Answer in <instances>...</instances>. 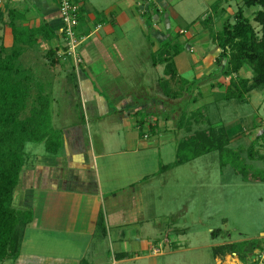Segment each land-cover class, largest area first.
I'll list each match as a JSON object with an SVG mask.
<instances>
[{
	"label": "crops",
	"instance_id": "crops-1",
	"mask_svg": "<svg viewBox=\"0 0 264 264\" xmlns=\"http://www.w3.org/2000/svg\"><path fill=\"white\" fill-rule=\"evenodd\" d=\"M72 1L79 6L77 69L71 58L58 59L63 47L58 0H0V47L5 55L19 50L14 77L29 88V105L39 95L49 100L52 81L63 77L68 100L63 113L74 116L58 129L55 154L26 144L11 205L29 218L21 229L19 255L0 264H131L157 257L160 252L153 250L159 241L156 231L146 228L143 189L156 174L167 176L178 167L173 166V148L185 137L173 133L180 111L165 121L158 115L183 101L197 103L195 93L168 98L179 79H203L197 95L201 92L208 102L216 100L215 91L224 99L229 84V77H209L221 52L218 33L212 32L220 19L209 18L212 28L193 19L213 7L219 10L217 18L225 17L233 0ZM164 43L170 44L166 57L176 52L171 60L175 80L160 62ZM254 91L262 92L247 94ZM140 115L145 117L141 129ZM263 122L259 117L252 127L241 128L207 121L204 127L196 119L179 130L187 136L188 131L223 127L230 145L237 147L260 138Z\"/></svg>",
	"mask_w": 264,
	"mask_h": 264
},
{
	"label": "rangeland",
	"instance_id": "rangeland-1",
	"mask_svg": "<svg viewBox=\"0 0 264 264\" xmlns=\"http://www.w3.org/2000/svg\"><path fill=\"white\" fill-rule=\"evenodd\" d=\"M237 2L239 0L231 2V10L226 11L225 17L222 15L217 18L220 16L219 10L213 7L200 16L196 15L198 18L193 20L202 27L212 28L209 18L214 19L216 16L214 20L217 22L220 19V26H215L212 32L219 33V27L225 21L231 24L235 22L233 11L241 6ZM260 9L244 8V16L256 32H259L260 27L253 21V15ZM193 20L189 18L188 24ZM250 76L249 69L244 68L240 78ZM194 85L193 82L190 84L188 96L195 93L196 104L183 101L178 107H170V111L159 113L158 117L165 121L172 112L180 111L187 121L194 114V118L199 120L198 125L204 127L207 126V121L210 122L209 126L238 123L241 128L252 127L259 117L264 121L263 91L245 94L239 102L226 101L222 99L221 91H215L216 100L208 102L201 92L197 95L201 84ZM179 86L180 84L174 90L178 91ZM65 87L67 82L63 77L52 81L50 86L49 125L54 131H58L63 123L72 121L74 117L63 113V110H67L68 103L64 97ZM53 98L55 106L51 111L50 101ZM73 110L77 111L76 108ZM262 125L264 126V122ZM173 133L179 134L181 138L186 136L185 130L179 128L174 129ZM179 141L173 148V156L174 153L176 155ZM32 146L44 152L43 144H27V149ZM259 156H264V137L261 136L247 146L243 143L237 147L229 145L228 151L223 154L211 152L185 165H178L167 171V176L156 174L148 187L143 189L142 204L149 210L146 228L156 231L159 241L156 247L160 253L157 257L140 258L131 264H217V260L219 264H254L253 255L251 261L243 263L237 255H221L218 248L231 244L228 243L230 240L244 245L255 242L264 245V160ZM167 237L173 243L172 246L167 244ZM6 264L11 263L8 261Z\"/></svg>",
	"mask_w": 264,
	"mask_h": 264
},
{
	"label": "trees",
	"instance_id": "trees-1",
	"mask_svg": "<svg viewBox=\"0 0 264 264\" xmlns=\"http://www.w3.org/2000/svg\"><path fill=\"white\" fill-rule=\"evenodd\" d=\"M250 7L261 8L253 15V21L260 27L259 32L255 31L243 15L244 8ZM216 40L221 52L216 60L217 70L209 77H229L224 99L241 101L252 90L264 93V0H241V6L235 13V22H225ZM168 45L170 44H162L159 55L163 58L160 62L166 63L175 80L176 71L171 60L176 52H173L172 57H166L165 49H168ZM19 55L18 49L5 55L4 49L0 47V262L15 259L19 255L21 229L29 218L27 212L17 211L11 205L13 192L25 163V146L27 143L43 144L46 152L55 154L61 137L60 132L54 131L49 125L48 99L39 95L29 105V88L15 79V62ZM243 68L249 69L250 78L233 77ZM192 82L199 85L204 80ZM192 82L179 79L178 91L167 94L168 98L175 100L188 96ZM139 118L137 123L141 129L145 117L140 115ZM195 120L194 114L186 121L184 113H181L176 120V127L180 129L185 124L190 128L191 122ZM149 129L152 131L154 127L150 126ZM188 133L178 143L173 166L182 165L211 152L223 154L228 151L230 139L223 127H207ZM261 137H264V132ZM248 156L251 157V154ZM259 158L264 160V156ZM258 248L259 244L255 242L247 245L231 243L218 249L221 255L235 254L246 263Z\"/></svg>",
	"mask_w": 264,
	"mask_h": 264
},
{
	"label": "built area",
	"instance_id": "built-area-1",
	"mask_svg": "<svg viewBox=\"0 0 264 264\" xmlns=\"http://www.w3.org/2000/svg\"><path fill=\"white\" fill-rule=\"evenodd\" d=\"M58 13L62 25L61 33L63 47L59 58H71L74 68L77 69L81 64L78 48L81 42V37L77 33V25L79 18V6L72 0H58ZM154 253H159V249L153 250ZM254 264H264V245H259V248L252 256Z\"/></svg>",
	"mask_w": 264,
	"mask_h": 264
}]
</instances>
